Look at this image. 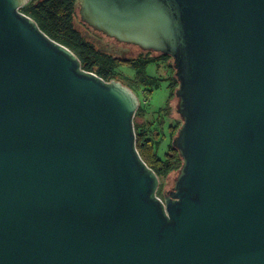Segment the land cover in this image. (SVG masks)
Here are the masks:
<instances>
[{
	"label": "water",
	"instance_id": "water-1",
	"mask_svg": "<svg viewBox=\"0 0 264 264\" xmlns=\"http://www.w3.org/2000/svg\"><path fill=\"white\" fill-rule=\"evenodd\" d=\"M27 2L0 0V264H264V0H79L96 31L174 60L184 163L164 200L137 96Z\"/></svg>",
	"mask_w": 264,
	"mask_h": 264
},
{
	"label": "trees",
	"instance_id": "trees-1",
	"mask_svg": "<svg viewBox=\"0 0 264 264\" xmlns=\"http://www.w3.org/2000/svg\"><path fill=\"white\" fill-rule=\"evenodd\" d=\"M78 9L79 0H29L21 11L33 18L50 38L70 48L81 60L83 69L96 73L106 81L123 82L119 70L127 68L134 72V76L133 78L127 77L128 84L126 85L131 88L133 86L144 88L148 98H152L154 91L161 88L162 83L169 82V97L166 106L158 111L160 114L158 125L163 131L166 126V118L172 117L171 100L176 96V91L180 86L177 76L174 75L176 69L173 62H170L173 58L155 51L143 50L135 45L132 46L139 48L142 52L131 58H117L98 50L76 27ZM162 64L171 72V77L165 78L148 74L149 66L155 65L158 69ZM147 115V110L140 106L135 117L137 148L141 157L160 179L174 173L179 174L184 161L173 141L178 135L183 121H178L175 126H170L172 142L162 157L160 155V129L153 127V123L148 121ZM158 196L164 198L162 186L159 188Z\"/></svg>",
	"mask_w": 264,
	"mask_h": 264
},
{
	"label": "rangeland",
	"instance_id": "rangeland-1",
	"mask_svg": "<svg viewBox=\"0 0 264 264\" xmlns=\"http://www.w3.org/2000/svg\"><path fill=\"white\" fill-rule=\"evenodd\" d=\"M79 7H80V4H79ZM76 27L78 28L79 31H81L83 36L88 41H90L91 43L95 45V47L98 50L109 53L117 58L136 57L142 52V51L138 52L140 49L137 47L121 43L89 27L87 24H85L84 21L80 20V14L78 13L76 16ZM135 52H138V53H135ZM170 62H173V65H174V60H171ZM119 72L121 73L122 80H123V82L121 81L120 82L123 85L129 87L128 85H126L128 84L127 77L133 78L134 72L127 68H122L119 70ZM148 74L152 76H161L165 78L171 77V72L168 71V68L164 64H162L158 69L155 65L149 66ZM174 75H176V73ZM124 82L126 83L124 84ZM168 86H169V82L162 83L161 88L154 91L152 98H148L146 96L144 92V88H138L135 86H133L132 88L129 87L134 92V94L137 96L138 101H139V107L142 106L144 109L147 110L148 121L153 123V127L155 128L158 127L160 129L159 130L160 131L159 141H160V155L162 157L168 150L169 144L172 142V138L170 136V129H169L170 126H175L178 121H183L181 116H179V114L176 112L175 105H178L179 98L175 96L171 100L172 117L166 118V126L163 129V131L158 125L159 123L158 119L160 116L158 111L160 108H163L166 106V102L169 97ZM176 174L177 173H174L166 178L160 179L159 188L161 186L163 187V193H165V190H169V186H172L174 184V175ZM164 198H165V194H164Z\"/></svg>",
	"mask_w": 264,
	"mask_h": 264
}]
</instances>
